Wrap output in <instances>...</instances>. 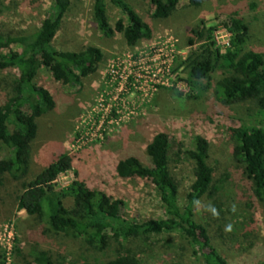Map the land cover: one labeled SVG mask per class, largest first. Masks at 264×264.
I'll return each instance as SVG.
<instances>
[{
  "label": "rangeland",
  "instance_id": "374dc122",
  "mask_svg": "<svg viewBox=\"0 0 264 264\" xmlns=\"http://www.w3.org/2000/svg\"><path fill=\"white\" fill-rule=\"evenodd\" d=\"M123 1L151 28L150 40L129 47L118 32L110 38L104 37L93 19V0H73L51 43L57 53L66 55L95 47L101 51L102 59L94 73L79 77L72 86L55 81L47 69L38 72L35 85L47 90L55 105L51 112L36 120L37 136L30 146L26 174L18 179L8 174L2 176L0 264H36L34 253L38 251L47 252L52 264H113L116 252L126 249L142 264H204L203 258L192 252L196 249L181 241L178 233L161 234L145 244L110 234L109 248L96 252L80 240L44 234L43 230L47 229L44 214L33 217L17 210V198L24 185L66 153L73 156V167L58 176L55 193L79 180L90 189L122 200V215L127 220L165 219L159 195L151 184L145 179H123L117 174L118 162L129 156L149 166L145 148L159 132L166 133L170 140L169 169L178 185L181 205L194 180V163L184 153L192 149L195 137L207 141L208 164L214 170L213 199L203 198L196 205L194 219L206 226L211 244L227 264H264V204L255 199L252 182L233 159L231 138L232 130L237 127H264V114L254 102L224 105L216 92L220 71L213 73L208 88L200 91L177 77L182 71V67L178 68L180 63L199 47L187 46L191 30L202 24L215 27L218 47L224 53L223 43L230 40L224 23L234 15L248 24L246 48L264 54V0H202L199 6L182 0L165 20L151 17L149 0ZM104 2L111 27L120 20L126 25L127 19L120 9L111 0ZM51 11L50 0H0V31L10 36L30 34ZM158 53L163 57L152 62ZM163 60L169 63L170 77L151 96L150 91L144 97L132 88L130 80L124 83L119 76H110L112 65L118 61H123L126 74L129 63L139 67V61H143L144 65L157 66ZM17 78L15 68L0 71V104L10 96ZM101 95L110 111L106 122L111 123H107L108 127L104 125L102 139L91 138L100 120L97 101ZM7 154L3 146L0 159ZM63 202L66 207L72 205L70 197ZM212 206L218 216H213ZM229 224L232 230L225 231ZM9 234L10 250L7 249Z\"/></svg>",
  "mask_w": 264,
  "mask_h": 264
},
{
  "label": "trees",
  "instance_id": "16d2710c",
  "mask_svg": "<svg viewBox=\"0 0 264 264\" xmlns=\"http://www.w3.org/2000/svg\"><path fill=\"white\" fill-rule=\"evenodd\" d=\"M50 16L38 28L26 35L10 36L0 31V71L18 70V78L11 87L10 96L0 104V153L3 146L7 157L0 159V186L2 176L18 179L26 174L30 146L37 136L36 120L51 112L54 100L51 94L35 85L40 69H47L55 81L64 86L75 85L79 77L85 78L96 70L102 53L95 47L80 52L57 53L52 41L73 0H50ZM182 0H149L151 17L169 18ZM199 6L202 0H188ZM126 17V25L118 21L111 27L104 0H93V19L97 30L106 38L114 32L122 35L125 44L135 46L152 37V30L123 0H111ZM231 34L230 47L222 53L213 38L215 27L204 24L191 30L187 46L199 45L180 63L179 80L190 88L205 90L213 73L220 71L216 92L226 106L254 102L264 114V54L247 49L248 24L235 15L224 23ZM17 47L18 49H15ZM178 70V69H177ZM78 72V74L76 73ZM203 82L206 83L203 85ZM179 95V94H178ZM27 107V110L24 108ZM233 159L242 166L243 173L252 182L255 199L264 204V127L240 126L232 130ZM170 140L166 133H156L145 148L150 165H143L136 157L121 159L117 174L123 179H145L157 191L166 218L163 220L132 221L122 215L124 202L109 197L105 192L90 189L75 180L63 191L55 193L58 176L73 167V156L62 153L34 178L27 182L17 198V210L28 216H46L44 234L80 240L96 252L110 246V234L125 240L149 243L161 234L178 233L181 241L199 254L204 264H227L211 244L208 229L194 219V201L213 199L211 190L213 168L208 164V143L195 137L192 149L185 155L194 163V180L180 204L178 185L169 169ZM72 199L66 207L63 200ZM113 264H142L129 249L117 251ZM36 264H52L47 252L34 253Z\"/></svg>",
  "mask_w": 264,
  "mask_h": 264
},
{
  "label": "built area",
  "instance_id": "2783aa9c",
  "mask_svg": "<svg viewBox=\"0 0 264 264\" xmlns=\"http://www.w3.org/2000/svg\"><path fill=\"white\" fill-rule=\"evenodd\" d=\"M224 31L226 32L225 34L227 38L231 40V34L227 31L226 28H224ZM213 38L216 43V46L218 47L219 42L216 37L215 31L213 33ZM230 40L227 41L226 43H223L224 49L227 50L230 47ZM156 56L158 57L151 59L152 62H155L159 60V58L163 57L162 53H158ZM133 64L134 65H131L129 63V67H126L127 73L125 74V68L123 67V61L122 62L118 61L117 64L114 63L112 65V68L110 69V76L112 78L115 76H119L124 83H127V81L130 80L131 84L129 83V85H131L132 88L140 92L144 97L148 96L146 94L147 91H150V96H151L152 93L156 91L158 86L166 85L168 76L170 77L171 71L168 65L169 63H167L166 60H163L162 63L157 64V66H153V63H152V66L144 65L143 61H139V67L136 63H133ZM97 108H98L97 114H98V117H100V120L98 121V125L93 130V132H91L92 133L91 138L102 139L103 138L102 133H104L103 131L106 130V127H104V125L107 126L108 124L111 123V121L106 122L110 111H109V106L107 104L105 105V99H103L102 95L99 97L97 101ZM132 109H135V107H132ZM83 138L80 136V139H83ZM11 243H12V237L9 234L8 239H7V249L9 250H10Z\"/></svg>",
  "mask_w": 264,
  "mask_h": 264
},
{
  "label": "clouds",
  "instance_id": "9594fccd",
  "mask_svg": "<svg viewBox=\"0 0 264 264\" xmlns=\"http://www.w3.org/2000/svg\"><path fill=\"white\" fill-rule=\"evenodd\" d=\"M199 203H200V201H198V200L194 201L195 205H199ZM211 212H212L213 216H218L219 215L217 209L215 207H213V206L211 207ZM231 230H232V226L230 224L225 226V231H231Z\"/></svg>",
  "mask_w": 264,
  "mask_h": 264
}]
</instances>
